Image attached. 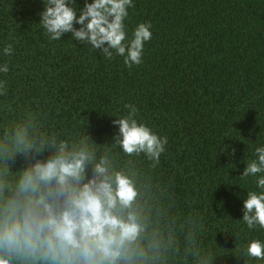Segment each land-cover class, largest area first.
<instances>
[{"label": "trees", "instance_id": "obj_1", "mask_svg": "<svg viewBox=\"0 0 264 264\" xmlns=\"http://www.w3.org/2000/svg\"><path fill=\"white\" fill-rule=\"evenodd\" d=\"M85 2L75 0L77 16ZM43 11V0H0V67L9 69L0 72V146L15 152L21 130L34 145L27 156L0 155V179L14 187L59 141L87 139L89 177L107 156L110 173L133 181L137 197L120 212L143 225L144 255L133 264H264L245 255L251 240L264 242V228L242 220L247 193L264 191V173L242 177L264 147V0H132L125 43L141 23L152 36L131 68L70 32L51 40ZM125 105L167 138L158 163L115 143Z\"/></svg>", "mask_w": 264, "mask_h": 264}, {"label": "clouds", "instance_id": "obj_2", "mask_svg": "<svg viewBox=\"0 0 264 264\" xmlns=\"http://www.w3.org/2000/svg\"><path fill=\"white\" fill-rule=\"evenodd\" d=\"M43 3L39 23L51 40L70 32L74 40L91 45L108 59L114 52L124 57L129 68L142 62L144 43L152 36L151 25L139 24L125 43L124 19L132 0L85 2L79 16L75 0ZM12 51L11 45L4 48L5 55ZM8 70L7 64L0 67V72ZM3 89L0 82V94ZM125 107L128 115L113 120L119 128L115 143L127 155L143 153L158 163L167 138L138 124L134 105ZM15 143V152L0 146V155L15 157L19 152L27 156L34 147L23 130L17 132ZM256 154L257 160L247 164L242 177L264 173V147L256 148ZM93 160L95 154L87 139L71 145L61 140L46 160L36 159L26 167L14 187L0 179V264H12L13 259L21 264H133L137 256L144 255L138 243L143 231L138 216L120 214L132 208L137 197L133 181L122 172L110 173L107 156L93 164L89 177L87 166ZM0 175H7V169ZM257 187L264 190V175L258 178ZM243 213L249 229L264 228V191L247 193ZM245 255L264 260V242L251 240Z\"/></svg>", "mask_w": 264, "mask_h": 264}]
</instances>
